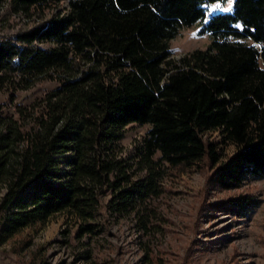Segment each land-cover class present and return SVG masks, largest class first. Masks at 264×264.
I'll return each instance as SVG.
<instances>
[{
	"label": "trees",
	"instance_id": "1",
	"mask_svg": "<svg viewBox=\"0 0 264 264\" xmlns=\"http://www.w3.org/2000/svg\"><path fill=\"white\" fill-rule=\"evenodd\" d=\"M215 1L0 0V94L55 84L14 117L0 105V245L62 211L99 231L104 196V217L148 233L163 180L190 168L222 190L264 177V0L205 19ZM194 23L207 45L171 58L168 41ZM131 123L148 129L123 151Z\"/></svg>",
	"mask_w": 264,
	"mask_h": 264
},
{
	"label": "rangeland",
	"instance_id": "2",
	"mask_svg": "<svg viewBox=\"0 0 264 264\" xmlns=\"http://www.w3.org/2000/svg\"><path fill=\"white\" fill-rule=\"evenodd\" d=\"M231 3L206 4L205 19L229 12ZM64 6L60 2L51 8L62 11ZM198 28L194 23L168 41L171 58L207 45V35L197 34ZM240 41L252 44L247 38ZM54 85L41 81L10 96L1 93L3 113L14 117L16 106H28ZM147 129L146 124L126 125L119 140L122 150L138 144ZM231 151V146L224 147L222 157ZM243 193L258 199V205L241 216L221 207L228 198ZM106 199L101 198L100 213L90 221L99 231L81 232L82 221L71 213H54L1 244L0 264H264V177H246L238 188L222 190L207 187L204 175L194 168L176 173L163 180L162 192L151 202L155 215L148 233L136 231L130 218L104 217Z\"/></svg>",
	"mask_w": 264,
	"mask_h": 264
},
{
	"label": "snow or ice",
	"instance_id": "3",
	"mask_svg": "<svg viewBox=\"0 0 264 264\" xmlns=\"http://www.w3.org/2000/svg\"><path fill=\"white\" fill-rule=\"evenodd\" d=\"M227 11V9H225Z\"/></svg>",
	"mask_w": 264,
	"mask_h": 264
}]
</instances>
